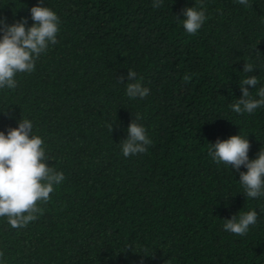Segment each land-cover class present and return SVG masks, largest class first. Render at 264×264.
Masks as SVG:
<instances>
[{
    "label": "trees",
    "instance_id": "trees-1",
    "mask_svg": "<svg viewBox=\"0 0 264 264\" xmlns=\"http://www.w3.org/2000/svg\"><path fill=\"white\" fill-rule=\"evenodd\" d=\"M36 5L59 17L57 42L0 89V131L30 120L65 179L26 226L0 217V264H264V195L244 196L239 172L208 155L237 134L249 159L264 149V106L230 107L248 75L252 98L264 86V0H203L195 35L182 9L200 0H0V17L30 27ZM129 68L150 90L143 99L126 96ZM134 114L152 144L124 157ZM253 210L246 235L224 230Z\"/></svg>",
    "mask_w": 264,
    "mask_h": 264
},
{
    "label": "clouds",
    "instance_id": "clouds-1",
    "mask_svg": "<svg viewBox=\"0 0 264 264\" xmlns=\"http://www.w3.org/2000/svg\"><path fill=\"white\" fill-rule=\"evenodd\" d=\"M238 3L249 6V0H238ZM163 0H153V7L160 8ZM203 0H200V10L196 7L182 9L183 27L188 34L195 35L207 19ZM33 24L26 27L27 18L9 25L6 18L0 17V89L15 88L17 73H30L35 68V60L47 50L49 43L57 42L59 17L49 7L36 5L30 9ZM178 18V17H177ZM258 51V50H257ZM259 52V51H258ZM256 68L251 63H245L243 71L250 73ZM188 77L185 76V80ZM118 81L123 83L125 76ZM126 96L130 99H143L150 90L143 87L137 80V73L132 69L127 72ZM257 76H249L240 80L242 96L230 105L237 114L253 113L258 107L264 106V86L260 87L254 99L246 86L256 88ZM141 117L134 114V119L127 128V138L121 144L124 157L143 154L147 146L152 144L145 128L137 123ZM33 124L28 119H20L18 127L9 128L7 134L0 131V217H7L12 228H21L33 221L40 211L38 201L47 202L53 185H59L64 179L62 172H57L49 166L43 140L32 134ZM110 132L113 125L109 126ZM250 142L241 135H232L228 139L219 140L208 148V155L217 163H223L232 170L239 172V182L244 189V196L257 198L264 195V149H261L255 159H249ZM241 166L247 170L240 171ZM258 213L248 211L229 219H225V231L238 236L246 235L249 226L257 221ZM129 249V248H128ZM147 256L146 253H143Z\"/></svg>",
    "mask_w": 264,
    "mask_h": 264
}]
</instances>
